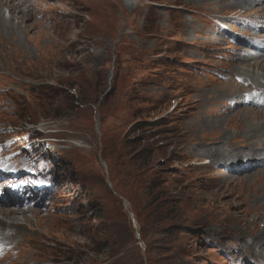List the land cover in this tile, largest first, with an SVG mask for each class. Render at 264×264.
<instances>
[{
	"label": "rangeland",
	"instance_id": "obj_1",
	"mask_svg": "<svg viewBox=\"0 0 264 264\" xmlns=\"http://www.w3.org/2000/svg\"><path fill=\"white\" fill-rule=\"evenodd\" d=\"M55 5L53 33L0 12L15 51L0 46V162L22 161L0 182L33 196L28 219L41 218L29 226L30 250L3 248L0 264H257L264 160L229 161L241 152L228 147L246 143L226 124L237 115L253 135L264 120H246L252 108L223 77L231 68L264 87L263 71L231 59L264 41V0ZM141 148L152 156H137Z\"/></svg>",
	"mask_w": 264,
	"mask_h": 264
},
{
	"label": "bare ground",
	"instance_id": "obj_2",
	"mask_svg": "<svg viewBox=\"0 0 264 264\" xmlns=\"http://www.w3.org/2000/svg\"><path fill=\"white\" fill-rule=\"evenodd\" d=\"M50 1H54V4L52 6L49 4ZM57 2L58 0H0V12L2 8H5L7 9V11H9V21L17 20L18 23H22L24 21L34 20L36 27L41 26L40 24H44L45 26L48 27L49 31L52 32L53 26L51 25V22L53 20H51L50 18L52 17L51 13H53L57 9L55 5ZM42 6L44 8H42ZM1 14L2 13H0V46L4 49H11L7 44L8 42L11 43V41H9L8 38L4 35L5 27L3 24L4 22L2 16L3 14L2 15ZM256 24H261L262 26L264 25V13L259 14V19ZM25 29L26 31H29L35 28H32L31 26H25ZM254 38L257 37H253L251 40H254ZM237 41L240 42L239 40ZM255 51L256 54H259L258 56L256 55L257 57L254 56L255 53L251 55L250 54L246 55L243 52H240V55L244 58L237 59L236 56H233L231 59L235 60L237 64L243 63L247 68L256 67L258 70L264 72V64L258 63V60L264 58V41L255 45ZM12 52L13 54L15 53L14 50H12ZM235 54L239 55L236 51ZM250 59L251 60L255 59L256 62L254 64H250L248 62L250 61ZM230 69L231 68H227V70L225 69L227 75L223 77L225 80L224 85H227V90L231 95H234L239 99L240 105H243V107L246 108L248 107L252 108V110L249 109L248 113H246L247 114L246 120L250 118L251 113H256L253 116L254 121L264 120V110H262L263 112H260L261 108L264 109V87L261 86V83H257V85H254L253 77L251 78L243 77L240 74L234 73ZM243 88L248 89L250 93H252L257 97V100L255 101H253L254 99L246 100L244 96L246 92L242 91ZM231 99L234 100V97H231ZM258 108H260L259 111H256V109ZM257 116H261V117H257ZM235 121H237V115L232 117L231 119H228L226 125L230 124L231 122H234L235 127L238 130L239 137L246 144L242 145L239 143V146L237 148H232L231 146H229L228 149L240 150L241 152L240 154H233V151H227L228 155L233 154L229 157V161H231L232 159H236L238 162H240L241 159L242 160L250 159L251 157H255V156L258 157L257 159L259 160H264V123L261 124L260 126L258 125L257 128L252 126L255 128L253 129L255 130V132L253 133V135H248L245 131L241 132L239 121L238 123H235ZM246 148L249 149L247 150V153L245 152ZM206 162L208 163V161ZM258 162H263V161H258ZM21 165H22V161H18L16 163L13 162L12 159L1 162L0 171L4 170V172H0V178H9L11 175L13 176V174L20 173L21 168L19 169L18 167H21ZM12 166H17V168L12 169ZM238 180L239 179H236V181ZM241 183H243V179H240V181H238L239 186L243 185V184L241 185ZM6 185H9V187H4ZM17 190H18V186H16V184H12L10 180L0 183V242H1L0 256L3 248L9 251L11 254H17L24 251L27 252V250H30L27 239L29 233L28 231L31 230L29 226L41 225L40 223L41 218L38 217V214L36 215L34 214L35 222H31V220H29L31 218L28 219L27 214L28 212H30L29 210L35 206L34 197L24 193L18 194ZM5 192H7L8 195H6ZM38 222L40 224H37ZM263 234L264 233H261L259 234V236L263 238ZM2 239H4L5 241H2ZM258 240L259 241L254 242L253 244L254 247H257L258 245L261 244V243L259 244L260 239ZM258 254L259 256H257V261H256L257 264H264V246L260 247V251ZM3 263H5L4 260ZM7 263L8 264L15 263V259L13 258V256H10L7 259Z\"/></svg>",
	"mask_w": 264,
	"mask_h": 264
},
{
	"label": "trees",
	"instance_id": "obj_3",
	"mask_svg": "<svg viewBox=\"0 0 264 264\" xmlns=\"http://www.w3.org/2000/svg\"><path fill=\"white\" fill-rule=\"evenodd\" d=\"M139 127H147V126H144L143 123H139ZM136 129V128H135ZM133 129V131L135 130ZM136 131H139V132H142L143 133V129H138V130H135ZM150 136V135H149ZM154 136V135H152ZM146 137H144L143 135H141L140 137H138L134 143H130V144H137L139 145L142 141H146ZM152 149L151 148H141L138 152H137V156L139 157H143L144 159H146L147 157H151L152 156ZM151 188H149L150 190ZM123 198H126V196L123 194L121 195ZM94 218L96 219H100V216H94ZM148 251V247H145V252ZM114 264H116V261L113 262ZM136 263L137 264H143V258H141V256H138L137 259H136Z\"/></svg>",
	"mask_w": 264,
	"mask_h": 264
}]
</instances>
